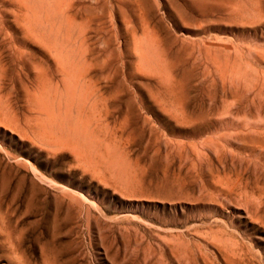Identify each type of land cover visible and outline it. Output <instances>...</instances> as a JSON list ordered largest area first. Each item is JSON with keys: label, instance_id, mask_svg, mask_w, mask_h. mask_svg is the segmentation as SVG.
<instances>
[{"label": "rangeland", "instance_id": "obj_1", "mask_svg": "<svg viewBox=\"0 0 264 264\" xmlns=\"http://www.w3.org/2000/svg\"><path fill=\"white\" fill-rule=\"evenodd\" d=\"M0 264H264V0H0Z\"/></svg>", "mask_w": 264, "mask_h": 264}]
</instances>
